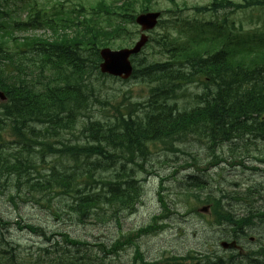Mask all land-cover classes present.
I'll use <instances>...</instances> for the list:
<instances>
[{
    "label": "trees",
    "instance_id": "obj_1",
    "mask_svg": "<svg viewBox=\"0 0 264 264\" xmlns=\"http://www.w3.org/2000/svg\"><path fill=\"white\" fill-rule=\"evenodd\" d=\"M121 5L98 0L86 12L80 5L79 14L72 17L69 12L62 11L58 21L44 20L38 24L48 27L51 36L13 38L18 49L15 53L4 48L9 40L5 39L4 33L8 37L13 34L7 29L4 31L9 25L0 10V89L7 97L0 103V130L9 124L17 136L16 142L31 148L35 154L32 158L30 153H0V175L4 170L12 171L17 183L26 186L27 193L40 194L39 199L32 198L40 207H48L41 203L43 199L49 201L46 196H59L60 201L69 198L64 205L78 219L95 216V219L105 221L117 217L116 221H119V213L133 210L142 192L137 168L144 170L142 163L153 142L166 143V149L177 152L181 149L175 143H181L186 136L205 137L211 144L220 146L235 145L244 138L249 141L253 136L264 139V35L257 34H249L245 41L238 40L243 43L236 49L226 44L223 34L208 43L203 38L197 46L180 48L166 37L163 39L165 52L172 57L179 56L180 63H140L133 72V77L141 76L155 83L145 105L129 110L126 115L117 110L119 116L113 123L99 119L79 121L77 116L89 103V79L93 74L101 76L99 48L131 38L127 25L134 21V15L127 12L129 3ZM229 6L264 9V0L238 3L210 0L208 5L196 9L216 11ZM140 7L141 10L148 9L146 3ZM36 19H33L34 23ZM246 41H252V44L246 45ZM197 78L204 81H201L202 91L195 94V104L179 110L171 102L176 96L177 82L190 83ZM138 113L142 115L138 116ZM77 122L81 123L80 133L85 137V143L59 141V145H55L51 142L62 129H72ZM47 154L73 164L61 163V168L51 165L49 175L43 174L36 183H28L27 179L22 181L21 172L33 167L35 161L44 162ZM93 156L95 159L91 160ZM110 168L113 169L111 176L103 177L102 173ZM192 180L186 185L196 189L205 185L197 178ZM88 185L95 186L85 191ZM98 185L101 189H97ZM159 200L165 207L162 196ZM11 202L16 204L14 200ZM58 212L59 206L53 208V214ZM212 213L217 223H226L234 234L244 233L246 227L253 224V214L239 218L226 210L219 200H214ZM256 217L263 219L264 215ZM11 225L18 231L39 236L46 244L38 246L35 252L22 248L9 235ZM152 230V226H146L139 233ZM46 231L44 226L26 222L21 217L14 222L0 217V264H39L40 257L50 259L49 264H108L104 256L117 257L130 241L121 236L110 244L95 242L92 249L87 247L90 246L88 242L76 240L66 232ZM138 256L141 258L139 253ZM204 259L206 261L192 264H227L219 258L214 261L210 257ZM249 260L239 264H264V260Z\"/></svg>",
    "mask_w": 264,
    "mask_h": 264
},
{
    "label": "rangeland",
    "instance_id": "obj_2",
    "mask_svg": "<svg viewBox=\"0 0 264 264\" xmlns=\"http://www.w3.org/2000/svg\"><path fill=\"white\" fill-rule=\"evenodd\" d=\"M94 1L96 0H6L9 9L15 10L16 8L18 10L19 19L21 18L19 7L21 6H24L28 12L31 5L34 9L42 8L47 16H53L60 9L59 4H62V7L71 11L74 16L79 14L73 10L79 8V3H82L88 10ZM140 1L136 0V9H138ZM150 1L154 10H167L173 7L169 0ZM175 1L180 10L164 14L163 18L167 22L161 27H156L151 33L149 32V36L154 35V39L161 40L164 38L162 35L169 31L173 37L179 35L183 38L185 34L181 36L179 33L185 30V22L178 20V16L192 20L195 17H202V13L197 12L194 6L206 5L209 0ZM2 3H5V0ZM113 4L119 5V2H113ZM231 11L232 8L225 9L220 14L227 13L228 24L226 27L232 38L238 34L247 35L251 31L264 28V9ZM204 17L214 22H219L220 18L219 15L212 14H206ZM127 28L132 31L131 40L114 43V45H110L111 48L128 47L138 38L140 34L138 25L129 24ZM27 34L50 35V31L47 28L39 27L35 30L16 32V35L20 37ZM160 40L159 42L150 41L143 48L142 53L133 58L134 64L144 65L146 61H162L169 57V53L163 51ZM94 76L95 74L92 77ZM154 85V82L141 76L130 78L127 81L113 78H92V87L87 90L88 107L81 115L77 116V119L82 122L99 119L113 123L118 116L115 107H119V111L125 113L126 107L132 103L145 104L144 102L149 98L150 88ZM201 91L202 86L196 80L182 86L171 102L179 110L180 108L189 109L195 104V94ZM137 115L141 116L142 114L138 113ZM79 130L77 122L71 133L65 134V138L73 143H85L86 139ZM54 140L59 141L58 138H54ZM245 140L248 139H242L231 148L229 145H218L216 149L209 150V145L203 141L200 142L197 137L186 136L181 143H175L181 149L177 152L166 149V143L163 142L150 144L147 159L142 163L144 170L137 168V179L139 182L142 181V192L138 203L132 212L119 213V221H116L117 217H111L105 221L95 219V217L78 219L76 214L64 205L65 202L70 201L69 198L60 201L59 196L52 198L46 196L49 201L46 202V199H43L41 203L52 208L59 206V213L51 215L48 209L33 203V196L39 199V193L32 192L30 195L27 193L25 185L17 183L12 171L4 170L0 175V217L7 222H14L21 217L26 222L44 226L49 233L66 232L73 238L90 243L104 241L106 244H110L121 234L128 233L132 238V236H136L135 231L138 228L156 220L161 227L154 232L141 234L133 239L139 251L143 253L145 261L162 260L163 258L167 260L173 255L191 254L194 257L211 258L230 254L232 252H224L219 246L220 241L231 239V235H226L229 228L215 223L214 215L211 212L212 203L204 201L206 199L220 200L228 211L239 216L245 215L248 208L250 211L259 209L264 212V162L259 160L264 158V139L251 137L250 142ZM54 144L57 145V143ZM30 149L16 143V138L10 134L9 130L0 132V153L3 155L7 152L30 153L34 158L35 154ZM213 154L219 158H214ZM6 158L11 160V157ZM94 159L95 156L91 158V160ZM246 159L250 160L246 161ZM45 161H35L33 167L22 171L21 180L27 179L28 183H36L41 180L40 176L43 174L46 177L49 175L51 164H55L58 168H61V162L73 164L71 161L53 159L50 155L45 157ZM190 165L191 167H188ZM117 167L118 164L115 168ZM112 173L113 169L110 168L104 171L102 176L109 177ZM188 177H198L205 182V185L203 188L195 190L196 188L186 185L187 182H193ZM94 186L88 185L86 191L92 190ZM80 188L82 187L80 186ZM97 189H101V185H98ZM158 193L166 201L167 210L161 206ZM11 200H14L17 205H14ZM205 206L209 208L201 212V208ZM162 214H164L163 217L158 218V215ZM260 221L261 219H255L254 224L248 230V235L239 239L242 249H259L260 241H264V221ZM8 228L10 237L19 242L22 247L34 250L43 242L37 235L16 230L14 225ZM118 258H120L121 264L132 262L134 247L127 244V248L120 252ZM118 258L114 259L118 260ZM106 261L112 262L111 257H107Z\"/></svg>",
    "mask_w": 264,
    "mask_h": 264
},
{
    "label": "water",
    "instance_id": "obj_3",
    "mask_svg": "<svg viewBox=\"0 0 264 264\" xmlns=\"http://www.w3.org/2000/svg\"><path fill=\"white\" fill-rule=\"evenodd\" d=\"M159 13H146L141 14L137 17L136 21L145 28H151L156 23V18ZM147 36L142 35L140 40L135 43V45L131 48H124L118 51H111L108 48L102 49L100 54L103 58V62L100 64V69L102 72H107L109 74H113L116 76H121L122 78H127L132 72V66L128 57L133 54L137 53L143 44L146 42ZM1 98L3 95L0 93ZM223 247H228L232 245L231 243L222 242Z\"/></svg>",
    "mask_w": 264,
    "mask_h": 264
},
{
    "label": "bare ground",
    "instance_id": "obj_4",
    "mask_svg": "<svg viewBox=\"0 0 264 264\" xmlns=\"http://www.w3.org/2000/svg\"><path fill=\"white\" fill-rule=\"evenodd\" d=\"M250 142V141H249ZM203 258V257H202Z\"/></svg>",
    "mask_w": 264,
    "mask_h": 264
}]
</instances>
